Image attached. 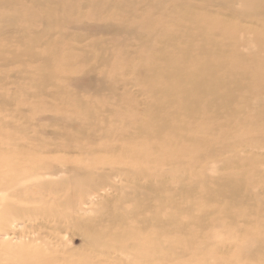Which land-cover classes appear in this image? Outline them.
I'll list each match as a JSON object with an SVG mask.
<instances>
[{
    "label": "rangeland",
    "instance_id": "obj_1",
    "mask_svg": "<svg viewBox=\"0 0 264 264\" xmlns=\"http://www.w3.org/2000/svg\"><path fill=\"white\" fill-rule=\"evenodd\" d=\"M252 6L0 0V264H264V17H248ZM122 24L131 31L116 30ZM197 63L237 80L239 88L222 89L235 97V117L210 92L194 93V103L172 98L177 81L189 87L183 72ZM168 64L181 79L166 76ZM156 65L158 72L143 78ZM180 105L197 108L195 115ZM149 107L175 136L151 134ZM127 115L154 145L137 160L102 148L123 146L117 134L134 128ZM198 116L208 120L197 125ZM195 126L217 127L216 136L195 134ZM75 127L92 137L66 143ZM194 135L210 143L191 157L186 141ZM181 149L186 162L177 167L170 154ZM224 176L240 181L239 194L214 193ZM190 186L191 195L182 193ZM152 189L175 201L152 196L136 207ZM155 211L163 219L172 213L173 225L158 229Z\"/></svg>",
    "mask_w": 264,
    "mask_h": 264
},
{
    "label": "bare ground",
    "instance_id": "obj_2",
    "mask_svg": "<svg viewBox=\"0 0 264 264\" xmlns=\"http://www.w3.org/2000/svg\"><path fill=\"white\" fill-rule=\"evenodd\" d=\"M247 1H252V6L250 12H248V17H250L253 13L257 14L259 17H261V19L264 17V10H261L258 8L259 4H264V0H247ZM116 7V5H114ZM225 31H229L230 28L226 27L223 28ZM116 30L118 31H131L129 28H127V26L125 25H120L116 28ZM202 38H206V35L201 34ZM169 37L174 41L175 37L174 35H169ZM259 43L261 44L262 42L259 41ZM181 52L183 53L184 57L187 58V51H183L181 50ZM55 54V53H54ZM58 58V55L55 54ZM156 56L158 59L162 58L163 56H165L164 53H156ZM107 58V57H106ZM49 59L48 55L44 56V67L47 68V76L52 75L53 71L51 68H49L47 60ZM193 61L195 60L194 58L192 59ZM205 65H208L211 68V73L210 75L208 74V72L206 71V69L203 67ZM197 67L194 70H187L185 72L182 71V69H178L179 71L183 72L185 75V79H184V83L189 84V87H186L184 85H181L178 83V81L175 83V87L177 92H173V90H170L169 93L172 96V98H174L177 95H181L187 99H192L193 103L196 101L194 98V93L195 94H200V93H208L210 92V94L214 95V96H219L223 103H224V108L226 110V112L231 115L232 117L236 116L235 111H233V109H231L229 107V105L231 104V102L234 100V96L233 94L228 91L225 90L223 91L222 89L228 87V85L230 83L233 84V86L235 88H239L240 85L238 84L237 80L234 81H226L224 79L218 78V77H214V67L210 64H199L197 63ZM174 67L171 64L167 65L166 68V73L168 77H174L175 79H181V76L179 74H177V72L173 69ZM173 69V74L171 72V70ZM131 71H128L129 73H132V69H130ZM158 72V66H154L152 68H150V72L146 73L143 75V78H147L149 76H151L152 74H156ZM103 85L101 84L100 87H102ZM154 91L157 93V90L155 89V87L153 86ZM132 99H125L124 101L130 103ZM157 100V98L155 99ZM75 102H79V100H75ZM158 100H157V106L158 104ZM156 105V104H155ZM156 110L153 107H149V109L147 110V113L150 115L151 119L145 124V127L151 131V134L156 137L158 136L159 138H163L166 136H175L173 134L174 132V128H171L167 125L164 124V120L162 117V113L157 109V107H155ZM185 115H190V116H194L195 112L197 110V108L195 107H191L189 110H187L186 108H184L182 105H180L179 107ZM136 109V108H135ZM134 109V111H135ZM84 113H88L89 112V107L85 106V108L82 109ZM139 111V108L137 110V113ZM208 118H204L203 116H198L197 117V125H203V122L207 121ZM135 119L133 118V116L131 115H127V117L125 118L124 122L125 123H131L134 124V128L132 133H127V132H120L117 135L121 134V137H119V139L121 140V142L123 143V146L121 145H102V148L105 151H109L110 153H112L114 150H124L121 153H119V155L121 157H128L130 159H134L137 160L138 158H141L144 156V151L145 150H151V147L154 146L153 142H152V138L150 137L149 134H147L145 131V128L143 125H139L136 124ZM254 129L253 131H259L260 127L258 126L257 123L255 122H250ZM182 129H186L185 131H188L189 129L186 128L185 125L180 124L179 125ZM197 126H195V129H192V131H195V134H207L209 136H216V130L217 127H213V128H207L205 127L206 130L203 131H197L196 130ZM165 129L166 133L165 135L161 136V131ZM129 132V131H128ZM175 133V132H174ZM186 133V132H184ZM92 137V133L89 132V134H86V130L85 129H78V128H74L73 129V135L70 134L68 135V137H66V143H70L75 141V142H81L82 140H84L85 138H90ZM189 142L186 144L191 146V150L189 151V156L192 157L193 154L198 153L203 147H205L206 145H208L210 142L208 140L205 139H201V138H196V136L194 135L193 137H191L188 141ZM197 145V146H196ZM103 154V153H102ZM10 155V154H9ZM171 160L173 161V163L175 165H177V167H183V164L186 162V160H184L183 158H181L182 156V149L171 153ZM13 161V159L11 160ZM93 162V161H91ZM153 162L150 160L148 161V166L152 167L153 166ZM157 164V163H156ZM2 167H5L4 162H0V168L2 169ZM7 168V167H6ZM70 172V171H69ZM231 176H224L222 178L221 181H219L217 183L216 189L214 191L215 194H224L228 193L230 195H237L241 192V190L239 189V180L237 179H231ZM146 189H151L146 188ZM153 192V193H152ZM193 192V186H190V188H186L182 190V193L186 194V195H191ZM167 192L165 191V189L162 190H154L152 189L151 191H149V194L144 196V198L139 199V202L137 203V206H139V209L142 208L143 206L149 205L151 200H152V196L158 198L160 200V203L168 201L173 203L175 200L172 196L167 195ZM230 198V197H229ZM141 201L143 203H141ZM175 204H173L174 206ZM14 207V206H12ZM8 209H10L8 207ZM6 209V213L9 214L12 210H8ZM224 210H226V208H224ZM14 211V210H13ZM112 215V217H114V212L112 211L110 213ZM205 216L201 215L200 217H197L196 219L202 220ZM151 218H153V224L160 230L165 229L167 226H172L174 219H173V214L171 213L169 215V217L167 219H163L160 218L158 216V211L153 212V214L151 215ZM257 258V257H256Z\"/></svg>",
    "mask_w": 264,
    "mask_h": 264
}]
</instances>
